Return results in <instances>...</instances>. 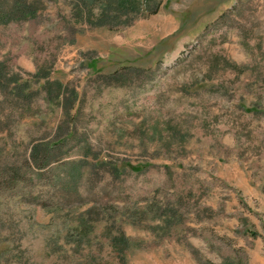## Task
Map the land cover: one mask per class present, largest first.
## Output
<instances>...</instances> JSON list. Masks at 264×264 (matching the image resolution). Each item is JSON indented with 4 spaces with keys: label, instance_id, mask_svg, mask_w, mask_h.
<instances>
[{
    "label": "rangeland",
    "instance_id": "1",
    "mask_svg": "<svg viewBox=\"0 0 264 264\" xmlns=\"http://www.w3.org/2000/svg\"><path fill=\"white\" fill-rule=\"evenodd\" d=\"M0 264H264V0H0Z\"/></svg>",
    "mask_w": 264,
    "mask_h": 264
},
{
    "label": "trees",
    "instance_id": "2",
    "mask_svg": "<svg viewBox=\"0 0 264 264\" xmlns=\"http://www.w3.org/2000/svg\"><path fill=\"white\" fill-rule=\"evenodd\" d=\"M122 2H123V0H122ZM132 2V1H131Z\"/></svg>",
    "mask_w": 264,
    "mask_h": 264
}]
</instances>
